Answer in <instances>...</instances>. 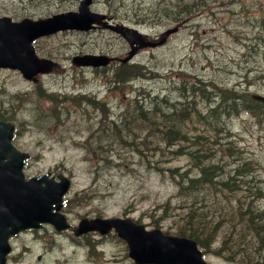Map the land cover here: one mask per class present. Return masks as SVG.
<instances>
[{
	"label": "rangeland",
	"instance_id": "rangeland-1",
	"mask_svg": "<svg viewBox=\"0 0 264 264\" xmlns=\"http://www.w3.org/2000/svg\"><path fill=\"white\" fill-rule=\"evenodd\" d=\"M79 1L0 0V15L12 14L15 19L44 17L76 10ZM183 1L200 2L197 10L188 14L186 26L172 35L166 45L146 48L133 60L148 65L158 74L147 70L145 75H137L113 88L108 80L119 65L105 69L82 67L75 65L72 57L87 52L124 55L128 43L111 30H65L35 41L37 52L56 62L50 73L38 77V82L24 78L18 71L0 69V116L12 118L16 125L15 143L31 153L24 169L27 176L48 169L71 176V188L64 197L62 210L72 224L86 215L126 214L147 227L177 233L185 226L182 216L193 211L204 215L203 220L210 226L208 233H202V237H208L202 249L210 264H255L264 255L256 249L260 240L249 228L245 238V221L239 215L246 201L259 202L264 214V129L255 118L249 113L223 115L226 132L216 143L215 159L226 173L240 167L241 179H236L240 188L221 190L203 186L200 192L186 198L180 197L169 168L196 174L199 170L196 162L202 154L196 152L191 156L183 149L176 151L178 144L170 146L164 141L160 142L167 144L166 148H158L155 124L151 128L147 122L132 123L131 128L146 126L144 134H150L152 147L136 148L129 140H139L140 136L123 128V112L135 111L132 106L137 102L150 105L155 95L159 108L179 121L177 110L190 105L184 99L192 96L191 86L198 78L228 86L248 78L252 82L245 80L242 89L264 93V24L260 25L264 19V0ZM169 3L172 2L97 0L93 7L112 11L117 21L142 26L154 34L174 26L177 14L159 12L151 18L144 9L151 7L155 11L158 4L165 7ZM250 66L254 71L247 73ZM47 92L69 95L70 112L60 118L61 122L50 117L53 101ZM76 95H81L78 105L73 103ZM195 99L203 106L200 95L195 94ZM114 117L124 129L118 130L121 137L117 130L101 122ZM189 125L193 126V122ZM106 155L112 158L110 162ZM140 156H146L145 163L142 164ZM147 156L152 157V163H146ZM246 159L250 162L245 170ZM254 170L259 183L245 178ZM195 199L201 201V206H197L198 202L191 203ZM28 232L14 240L7 264H131L125 243L116 236L101 243L95 233L75 238L71 231L59 233L51 224ZM239 232H243V244L238 240Z\"/></svg>",
	"mask_w": 264,
	"mask_h": 264
},
{
	"label": "water",
	"instance_id": "water-1",
	"mask_svg": "<svg viewBox=\"0 0 264 264\" xmlns=\"http://www.w3.org/2000/svg\"><path fill=\"white\" fill-rule=\"evenodd\" d=\"M90 2L91 0H82L78 12L60 13L44 19L25 18L20 22H11L9 18H0V66L18 67L28 78L40 71H48L52 62L35 54L32 40L41 34L61 28L88 29L93 21H98L97 13L89 11ZM119 30L124 32L122 28ZM128 35L132 39L140 38L136 30L126 36ZM135 50H131L129 57ZM75 61L101 64L106 63L107 58L84 55ZM13 130V123L0 120L1 263L10 249L7 238L11 233L36 226L39 221H51L58 228L67 226L62 214L51 212V207L53 203L57 209L61 207L62 195L68 188V182L65 178L61 182L46 179V174L26 180L22 167L28 154L20 152L12 144ZM5 157H8V160H4ZM42 180L47 184L42 185ZM111 226H115L119 234L128 241L129 254L137 263L208 264L202 258L195 240L165 235L159 229L146 231L143 225L134 223L130 218L83 219L76 232L81 233L97 227L106 231Z\"/></svg>",
	"mask_w": 264,
	"mask_h": 264
},
{
	"label": "trees",
	"instance_id": "trees-1",
	"mask_svg": "<svg viewBox=\"0 0 264 264\" xmlns=\"http://www.w3.org/2000/svg\"><path fill=\"white\" fill-rule=\"evenodd\" d=\"M195 5H197V2H195L194 6ZM152 6H155V5H152ZM159 6L160 4H158L157 7L155 6L156 7L155 11L154 9L150 10L151 7H147L144 10L150 13L151 17H155L156 14L159 15L160 13H164L168 15L177 14L176 18H179L183 16V13L190 12L189 4H183V0H176L175 2H173V5L169 3L165 7H159ZM136 66H139V65H133L132 68H127L126 70L130 71L133 69L140 68L139 72L141 73L145 72L144 65L140 64V67H136ZM122 67L124 68L125 66H122ZM150 71H153L156 73V70L153 68ZM116 78L118 80H125V78L123 77L121 73L116 74ZM220 87H221L220 92H221L222 102H229L232 99V104H229L226 106V107H230L231 109H229L228 111H224V112H228V114H230L232 111H234L235 114L239 113L242 110V107L239 105L236 99L241 98V97L238 95L236 96L235 94L236 91L234 90L232 86L221 84ZM211 90H212V87H211ZM210 92L212 91H210V88H208L206 92L201 93L200 96H202L203 98L206 97L207 99L210 100L211 99ZM196 93H198V91H196ZM49 97L54 100L58 98V95H56L55 93H51ZM156 99L157 101H155ZM138 103L140 104H137L134 107L135 111L133 112L130 111L126 114L127 116L125 115L124 121L120 119L121 116L119 118L121 122L123 121L125 125L123 128H125L127 132L132 130V132H136L140 136L139 140L138 139L134 140L135 142H132L131 140H129V142L134 143L136 148H142L143 144L147 147H151V145L153 144V142L150 139V134L147 136H145L144 134L145 132L144 130L146 126L139 125L135 129L131 128L132 123L147 122L151 128L153 124L157 125L156 135L159 137L158 148L160 147L162 149H165L167 146L165 143H161L160 141H164L171 146L178 144L179 147L177 148L176 151H179L182 149L185 151L187 150V148H190L193 145V148H196L195 150L204 151L205 157L213 158L215 156L214 155L215 153L212 149L213 148L212 145L217 142L216 136L218 135V133L221 135L223 131H225L224 126L218 121L219 116L222 115L223 113L221 114V111H218L217 107L210 109V112H206L203 115L201 114L199 115L202 118L201 120L204 121L202 128H199V130H196V131H192V130L188 131L184 123H185V119L187 120V117L188 119L191 117L187 116L185 113L182 112V114L178 115L179 121L178 119L173 118V117H171L172 119L169 118L167 114L168 112H165L164 110H161L159 108L160 102H159L157 95L156 97H154V100H152L150 105H145L143 101L138 102ZM156 105H157V108H155ZM243 108L251 111L255 116L258 117L259 121L264 122V103L257 102V101L255 102L252 99H249L247 100ZM131 113L134 114L132 117H131ZM60 114L61 113L58 111L57 112L53 111V113L50 115L51 119L55 120L54 118L60 116ZM106 117H107V114L105 113V118ZM105 118L101 120V122L105 124H109V129L111 130L114 129L117 131L118 130L124 131L123 128H120L117 125L118 118L115 119V121L113 120L106 121ZM155 121L156 123H154ZM111 122L113 124H111ZM170 125L172 126V128L170 127ZM120 131H118V134L120 133ZM191 133H194V136L191 135ZM118 136L121 137L122 134H119ZM110 144L112 145V143ZM105 146L107 150H110L111 147H108L106 144ZM105 157L107 158V155ZM200 159L201 158H198V161L196 162V166H198L199 173H200V174L198 173L199 175L196 174V177L187 176L185 172H174V176L179 181H181L180 189L184 190L186 188L184 198H186L187 196H191L195 193L188 186H192L193 184L199 181H201V183H204V182L207 183L208 181H211L213 179L215 180L217 178V175L220 173H221V178H226L227 174L223 170L222 171L215 170V168H217L218 166L213 165V163H209L207 166H205L203 163H199ZM231 179L232 177H229L228 180L221 181V183L223 184L225 188L234 190L236 188V185H235L236 182ZM252 192L256 193L255 191H252ZM187 216L188 218L185 219L186 224L184 227L180 229V233L189 234L195 237L196 239H198L202 243V239L200 238L202 237V232L208 233L210 231V226L207 223H205V221L202 218L204 215L199 214L198 217H195L191 212H189ZM251 220H252L253 226L255 227L258 235L261 238V248H263L264 250V228L260 225L262 221H260V219L254 214L251 216ZM206 238L208 239L207 236ZM255 264H264V255L262 257V260L256 262Z\"/></svg>",
	"mask_w": 264,
	"mask_h": 264
},
{
	"label": "flooded vegetation",
	"instance_id": "flooded-vegetation-1",
	"mask_svg": "<svg viewBox=\"0 0 264 264\" xmlns=\"http://www.w3.org/2000/svg\"><path fill=\"white\" fill-rule=\"evenodd\" d=\"M111 17H112V20H113V16L112 15H110ZM114 21V20H113ZM182 23V25H184L185 23H184V20L182 19L181 21L180 20H178V22L177 23ZM164 39V36H161L160 35V38H158L157 40L159 41V40H163Z\"/></svg>",
	"mask_w": 264,
	"mask_h": 264
}]
</instances>
